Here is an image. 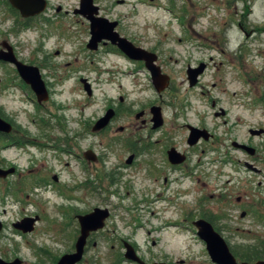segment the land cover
<instances>
[{
  "label": "rangeland",
  "instance_id": "rangeland-1",
  "mask_svg": "<svg viewBox=\"0 0 264 264\" xmlns=\"http://www.w3.org/2000/svg\"><path fill=\"white\" fill-rule=\"evenodd\" d=\"M48 2L45 14L28 26L0 0V45L9 41L24 63L39 67L50 90L49 100L38 104L15 67L0 61V110L32 134L38 135L43 124L82 130L84 151L94 148L105 160L89 166L50 146L0 145V159L19 165L24 174L0 184V205L7 210L0 258L57 264L72 252L79 236L77 215L99 207L111 215L105 228L90 237L80 264H137L124 257L122 240L136 245L148 264H214L191 222L199 217L215 220L240 261L264 260V173L242 169L234 175L240 182L237 188L221 173V139L227 129L264 150V137L249 133L264 128V0H95L102 16L120 21L122 36L160 56L158 65L172 77L162 97L143 64L108 46L98 52L87 48L88 23L74 14L79 0ZM198 61L208 62L209 69L190 87L188 65ZM81 78L89 79L92 96ZM153 105L162 107L165 118L164 128L155 133L150 123ZM110 107L122 109L120 118L106 132L94 133L93 124ZM220 108L229 109L227 124L215 115ZM142 110L147 127L135 118ZM187 124L213 132V145L190 149ZM121 127L126 130L120 132ZM163 132L170 143L190 150L193 174L182 184L155 181L158 176H150L144 164L150 154L125 143L150 136L156 140ZM109 143L115 144L105 148ZM135 153L141 159L125 167ZM32 166L34 175L29 174ZM228 191L233 195L226 204L223 195ZM238 196L243 204L237 203ZM244 210L250 215L242 218ZM23 216H39L35 232L15 230L13 223Z\"/></svg>",
  "mask_w": 264,
  "mask_h": 264
},
{
  "label": "flooded vegetation",
  "instance_id": "flooded-vegetation-1",
  "mask_svg": "<svg viewBox=\"0 0 264 264\" xmlns=\"http://www.w3.org/2000/svg\"><path fill=\"white\" fill-rule=\"evenodd\" d=\"M47 2H48V0H47ZM48 6H49V2H48ZM48 6H47V9L49 8ZM59 10H61V7L59 8ZM59 10H58V12H59ZM18 14L21 17L20 18L21 21H22L21 23H23V25H28L29 26V25H33L34 22H37L45 14V12L42 13L41 15H38L36 17H31V18H24V17H22L20 15L19 12H18ZM74 14L77 15V16L84 17V16H82L80 14H76L75 12H74ZM100 16H102V15L100 14ZM102 17H104V16H102ZM84 19H86V18L84 17ZM86 21H87L88 26H89V35H90V39H91L90 22L88 21V19H86ZM111 21H117L118 22V26H117L116 30H117L118 33H120L119 30H118L119 27H120V21L119 20H111ZM4 43H7L8 45H10L12 47V49L14 51V54L17 57V59L22 61L19 58V55L17 54V51H15L14 45L11 44L9 41H3L1 43L0 52L2 50H5L4 49ZM107 46L110 47V50H112V52H114V51L121 52L118 49L117 46H114L111 43H108V42H105V41H103L102 43L99 44V48L97 50H95V52H98L103 47H107ZM87 48H88V44H87ZM91 51H94V50H91ZM151 52H153V53H155L157 55V57H158L157 64H158L160 56L154 51H151ZM211 60H212V58H211ZM1 62H3V61H1ZM134 62L143 64L144 68L146 70H148L145 62H143V61H134ZM4 63H7V62H4ZM8 64L12 65L11 63H8ZM202 64L205 65V70L198 77V83L197 84L200 83L201 76L203 74H205L207 72V70L209 69V63L208 62H203V61H198L193 66L192 65H188V69H190V68L191 69H196V68H199ZM33 66H35V65H33ZM15 69H16V71L18 73V70H17L16 67H15ZM161 69H162L163 74L168 75L170 77V80H171L172 77L169 75V73L164 71V69L162 67H161ZM188 69H187V76H188ZM142 70H144V69H142ZM40 72H41V70H40ZM41 75H42V73H41ZM150 75H151V73H150ZM19 77H20L21 81L26 84V82L21 78L20 74H19ZM83 80H86L87 83L90 85V88H91V91H92V94H93L92 86H91V83L89 82V79L88 78H81V82H82V84L84 86V89H85V84H84ZM45 84H46V82H45ZM197 84H196V86H197ZM26 85L28 87H30V89L32 90V92L36 96L37 103L38 104H42L43 102L40 103L38 101V97H37L36 93L33 91V89L31 88V86L28 85V84H26ZM189 85H190V82H189ZM46 87H47V84H46ZM169 88H170V86L165 91H163L161 93H158V92L157 93L162 97V94L163 93L165 94V92ZM47 90H48L49 98H50V90L48 89V87H47ZM87 94H88V92H87ZM88 96H92V95L88 94ZM120 101H121V103L124 102V98H121ZM44 102H46V101H44ZM215 105H216V103H215ZM215 105L213 104V106H215ZM153 106H155V105H153ZM156 106H160V105H156ZM110 109H113L115 111V115L111 119L109 125L105 129H102L101 131H97V132L94 131L93 128H94L96 122L98 120H100L101 118H103ZM121 110L122 109H120V108L110 107L105 112V114L102 117H100L98 120H96V122L92 126V131L94 133L102 134V133L106 132L107 130H109L110 128H112L114 123L120 118ZM162 113H163V109H162ZM139 114H142V115L138 118ZM150 114H151L150 123L152 124L151 129L154 130V133L158 132V130H161V128H164V126H165L164 115H163L164 124L160 128L154 129L153 128V126H154L153 114L151 112V108H150ZM215 115L217 117H219V116L223 117L224 118V124H227V119L226 118L229 115V109L220 108V112H216ZM0 117L2 119H4L5 121H7V122L12 124V130L10 132L0 131V145L3 147V149H7V148H10V147H14V146H17V147H20V146H24V147L35 146V147H39V148H45V147H49L50 146L51 148L58 149L63 154L72 155L75 158H77L78 160L81 159L82 162H85L89 166L90 165H101V164L104 163L105 157H103V156H101V154L97 153L94 148H88L86 151H84L82 143L84 141L85 134H84V132L82 130L81 131L80 130H75V129L70 128L69 126L60 125L58 127V126H51L49 124H43V125H39L38 126V135H37V134H32L28 130L27 126L21 125L17 120H15L12 117L6 115L1 110H0ZM145 117H146V112L144 110L138 112L135 115V118L137 120L142 119L141 122H142L143 127H147L148 123H149L148 120L144 119ZM186 126H187V128L189 130V134H190L191 125L187 124ZM192 127H196L198 129H201V130H207L208 134L210 135V138L208 140H206V139H204V137H201V139L198 141V143L192 146V145H189V143H188V138H189V134H188L187 143H188L190 149H194V148H196L197 146H199V145H201L203 143H210L211 145H213V141H215V139H216V135L213 132L209 131L208 129H206L205 127H203L201 125H199V127H197V126H192ZM125 130H126V128H124V127H121L119 129L120 132H124ZM251 130H264V128H259V129L252 128V129L249 130V133L252 136V138H254V137H264V133H262L261 135H252L251 134ZM57 132H60L62 134V137H57V138L54 139L51 136V133H53L56 136ZM142 138H143V140L139 141V142L138 141H132V138H130L129 140L125 141V143H126V146L128 148H130V149L142 148L143 151H142L141 154H143L144 152H147L148 154H150L147 157L146 156L144 157V159H145L144 164L149 167L150 176H155V177L158 176L157 177L158 179L156 178L155 181H158L159 179H163V183L164 184H168L170 181H171V184L174 183V182H178L179 184H182L183 180L186 181L192 176L193 173H192V170H191V154H190V150L179 149L177 146H175L174 144L170 143L169 135L167 133H164V132L156 140H151L152 136H150V138H151L150 140H146V138H144V137H142ZM168 143H170V144H168ZM113 144H115V143H109L105 148H112ZM221 144H222V148H221V173H222V177H226V179H227L226 183L227 184H229L231 182H234V183H236V188L239 187V184H238V183H240L239 179L237 177H235L234 175H239L240 172L242 171V169H245L246 172H248V173H250L252 175H262L264 173V150H262V148H260L258 145H256L252 141V139L249 138L246 141H242L240 139L239 135L235 131L227 129L223 133V137L221 139ZM243 146H247L249 149H245ZM171 149H176V151H178V153H180L181 155L185 156V160L182 163H179V164L172 163L171 160H170V157H169V152H170ZM87 153L95 154V160L88 159L87 156L89 154H87ZM137 156L138 155L136 153L130 155L128 157V159L126 160V165L127 166H125V167L134 166L136 161L139 158L141 159V157H137ZM130 157H133V159H132V161L130 163H128V160L130 159ZM0 168H2L4 170H9V169H12V168L14 169V172L12 174L8 175V177L0 178V184L1 185L8 184L9 181L13 180V178H21V177L24 176V174L20 170L19 165H14V164L7 163L3 159H0ZM86 169H87V167H86ZM166 171H168V175H166ZM35 172H36V170H34V166H32L29 169V174L30 175H34ZM54 180L58 181V177L54 176ZM246 182H248V181H245L244 184H247ZM252 182H254V181H252ZM232 195H233L232 191H228L226 194H224L223 195V202L226 203V204L230 203V199L232 198ZM162 200H165V199L162 198ZM236 201L239 204H243L242 203L243 202L242 196H238ZM95 209H102V208L95 207L91 212H87L85 214H78L77 215V220H78V216H85L87 214H90V213L94 212ZM103 210H109V209L105 208ZM109 212H110V210H109ZM6 213H7V210L3 206L0 205V239H1V234L3 233V231L6 228V222L4 220V215ZM110 215H111V212H110ZM249 215H250V212L247 211V210H244L241 213V217L242 218H245V217H247ZM31 217L32 216H23L20 220H17V222L13 223V227L15 228V230L20 232L21 234H30V233L35 232L36 226H35L34 231L28 232V233H25L22 230H19L15 226L16 224L21 222L23 219L31 218ZM109 218H110V216H109ZM200 220H205V221L209 222L215 228V230L218 233H220L218 231V229L216 228V226L214 225L215 220L213 218H211V217H199L196 220L192 219L191 222H192L193 225L196 226V222H198ZM78 222H79V220H78ZM79 226H80V230H79V236H80V234H81V225H80V223H79ZM105 226H106V222H105ZM103 229H100V230H103ZM197 229H198V227H197ZM100 230H98V231H100ZM98 231H95V232H98ZM198 231H199V229H198ZM95 232L90 233V236H89L88 241H87L86 252H87L88 244L90 243L89 239H90V237H92L95 234ZM197 234H198V232H197ZM79 236H78V238H79ZM221 236H222V234H221ZM78 238H77V240H78ZM77 240H76V242H77ZM122 241H123V245H124V248H125V253H126V243H127V244H130L131 246H133L135 251H136V253L138 254V248H137L136 245L131 243L129 240H122ZM225 241L227 242V244L229 245V247H230V249L232 251V248H231V245L229 244V242L226 239H225ZM76 242H75V244H76ZM205 244H206V242H205ZM156 245H157V242L154 241L153 242V246H156ZM206 248H207V244H206ZM74 251H75V245H74V248H73L72 252H74ZM72 252H70V253H72ZM86 252H85V254H86ZM232 253H233V255L235 256V258L237 259V261L239 263L246 262V261H240L238 255L235 252L232 251ZM85 254H84V256H85ZM208 255H209V253H208ZM138 256H139V254H138ZM124 257H125V254H124ZM209 257H210V255H209ZM15 259H17V258H15ZM18 259H20V258H18ZM210 259H211V257H210ZM211 261H212V259H211ZM259 261H264V260H259ZM135 263L140 264L138 262H135ZM154 263H164V262H151L150 264H154ZM22 264H23V261H22ZM146 264H148V263H146ZM214 264H217V263H214Z\"/></svg>",
  "mask_w": 264,
  "mask_h": 264
},
{
  "label": "water",
  "instance_id": "water-1",
  "mask_svg": "<svg viewBox=\"0 0 264 264\" xmlns=\"http://www.w3.org/2000/svg\"><path fill=\"white\" fill-rule=\"evenodd\" d=\"M12 8L16 9L20 15L24 18L36 17L44 13L47 9V0H8ZM76 14L84 16L90 22L91 39L88 43L90 50H97L99 44L103 41L111 43L117 46L118 49L124 53L128 58L135 61H143L146 63L148 70L151 73L153 85L158 93L165 91L170 86V77L163 74L161 67L157 64L158 57L155 53L148 51L142 47L136 46L132 41L120 35L116 28L118 26L117 21H111L106 17L100 16V8L95 4V0H80V6L75 10ZM4 49L0 52V61L11 63L14 65L21 78L30 85L33 91L38 97L40 103L49 99V93L46 84L42 78L40 69L33 65H28L18 60L14 54V51L10 45L4 43ZM205 65L202 64L199 68L188 69V79L190 86L194 87L198 83V77L204 72ZM85 84V90L89 95H92L90 85L86 80H83ZM151 112L153 114L154 129L160 128L164 124V118L162 108L160 106H152ZM115 111L110 109L107 114L98 120L93 128L94 131H101L105 129L111 119L114 117ZM142 114L138 115V118ZM12 130V124L5 121L0 117V131L10 132ZM264 130H251L252 135H261ZM204 137L208 140L210 135L207 130H201L196 127H190V134L188 138L189 145H195L198 141ZM245 149H249L247 146H243ZM90 160H95V154L87 153ZM86 154V155H87ZM169 157L172 163L179 164L185 160V156L181 155L176 149H171ZM133 157H130L128 163L132 161ZM14 169L4 170L0 168V178H6L12 174ZM56 179V178H55ZM109 210L95 209L94 212L85 216H78L79 223L81 225V234L75 244V251L72 253L64 254L57 262V264H79L84 258L86 252L87 241L90 233L103 229L105 222L109 218ZM39 216L23 219L15 226L25 233L32 232L35 229ZM198 227V235L206 242L208 253L214 263L217 264H250L249 262L239 263L233 255L229 245L225 239L218 233L215 228L207 221L200 220L196 222ZM125 257L127 260L138 262L140 264H146L136 253L133 246L126 243ZM0 264H22L20 259L13 261H5L0 258ZM154 264H166V263H154ZM255 264H264V261H258Z\"/></svg>",
  "mask_w": 264,
  "mask_h": 264
},
{
  "label": "trees",
  "instance_id": "trees-1",
  "mask_svg": "<svg viewBox=\"0 0 264 264\" xmlns=\"http://www.w3.org/2000/svg\"><path fill=\"white\" fill-rule=\"evenodd\" d=\"M6 4H9V2L7 0H6ZM11 11L13 12V14L19 16L18 12L16 10H14L13 8H11Z\"/></svg>",
  "mask_w": 264,
  "mask_h": 264
}]
</instances>
